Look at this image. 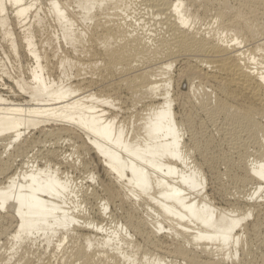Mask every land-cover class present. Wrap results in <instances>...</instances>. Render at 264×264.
I'll return each mask as SVG.
<instances>
[{"label":"bare ground","instance_id":"obj_1","mask_svg":"<svg viewBox=\"0 0 264 264\" xmlns=\"http://www.w3.org/2000/svg\"><path fill=\"white\" fill-rule=\"evenodd\" d=\"M0 38V264H264V0H0Z\"/></svg>","mask_w":264,"mask_h":264},{"label":"rangeland","instance_id":"obj_2","mask_svg":"<svg viewBox=\"0 0 264 264\" xmlns=\"http://www.w3.org/2000/svg\"><path fill=\"white\" fill-rule=\"evenodd\" d=\"M146 26H147V25H146ZM148 26H149V25H148ZM0 43H2V42H1V38H0ZM5 83H6V85L9 84V82L6 81V80H5ZM6 91H7V90H6L4 87L2 88V87L0 86V92H1V93L6 94V93H7ZM182 91H183V92L186 91V86H185V85L182 87ZM251 158H252V157H251ZM89 159L92 160L90 157H88L87 160H89ZM89 162H90V161H89ZM91 162H93V161H91ZM91 164H95V163H94V162H93V163H90V168H91ZM93 168H94V165H93ZM221 169H222V170H221ZM220 170L223 171L224 168L221 167ZM66 171L69 172V174H70L69 176H72V180L75 179L74 181L77 182V183L81 181V182L84 184V186H86L85 188H87V186L90 185V184H89V183H90L89 181L84 180V178H86V176H87V173H85L86 171H85L84 169H82V168H81V170H80V169H76V170H71V169L69 170V169H67ZM84 171H85V172H84ZM84 176H85V177H84ZM82 178H83V179H82ZM81 179L84 180L86 184H85L84 181H82ZM89 188L91 189V186H90V187L88 186L87 189L89 190ZM238 191H239V190H238ZM236 193H237L236 195H239V196H240V195H241V196L243 195V194H241L242 192H241V193L239 192L240 194H239L238 192H236ZM217 201H218V200H217ZM217 201H216V203H217V206H218L219 208H221V207L227 208V205H225V204L222 203V202H219V201L217 202ZM262 251H263V250H258V252H262ZM263 252H264V251H263ZM263 252H262V253H263Z\"/></svg>","mask_w":264,"mask_h":264}]
</instances>
